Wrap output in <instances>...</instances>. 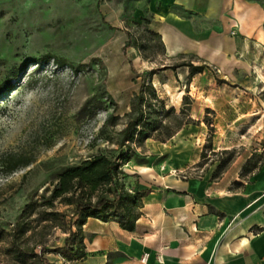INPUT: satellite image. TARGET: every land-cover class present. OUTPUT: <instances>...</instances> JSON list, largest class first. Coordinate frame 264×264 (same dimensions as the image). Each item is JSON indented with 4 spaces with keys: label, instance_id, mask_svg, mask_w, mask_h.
<instances>
[{
    "label": "rangeland",
    "instance_id": "obj_1",
    "mask_svg": "<svg viewBox=\"0 0 264 264\" xmlns=\"http://www.w3.org/2000/svg\"><path fill=\"white\" fill-rule=\"evenodd\" d=\"M150 1L0 0V161L8 155L31 160L11 173L0 165V264H40V253L44 264L71 262L56 250L71 206L45 205L56 175L92 155H137L144 139L136 132L124 139V128L139 106L144 120L137 129L153 139L165 140L192 121V103L207 79L182 66L190 58L166 57L151 29ZM213 117L208 111L203 118L204 146ZM258 128L240 129L242 141L258 143L249 137ZM241 149L203 148L202 163L227 166ZM263 159L264 151L252 153L244 180ZM52 210L64 220L50 216Z\"/></svg>",
    "mask_w": 264,
    "mask_h": 264
},
{
    "label": "crops",
    "instance_id": "obj_2",
    "mask_svg": "<svg viewBox=\"0 0 264 264\" xmlns=\"http://www.w3.org/2000/svg\"><path fill=\"white\" fill-rule=\"evenodd\" d=\"M148 9L166 57L202 65L193 77L208 85L191 122L165 140L144 139L121 167L125 189L141 194L134 228L87 218L76 264H264V159L241 176L264 151V0H151ZM208 111V151L242 146L216 177L220 161L202 163ZM258 125L249 136L258 143L242 141L240 129Z\"/></svg>",
    "mask_w": 264,
    "mask_h": 264
},
{
    "label": "trees",
    "instance_id": "obj_3",
    "mask_svg": "<svg viewBox=\"0 0 264 264\" xmlns=\"http://www.w3.org/2000/svg\"><path fill=\"white\" fill-rule=\"evenodd\" d=\"M182 66L191 69L192 73L200 72L203 69L202 65L194 66L192 63L182 64ZM138 100L140 102L143 100L141 94L138 95ZM143 116L144 112L139 106L136 117L129 120L124 128V139L133 140L135 132L140 139L149 137L145 135L143 127L137 129V125L144 120ZM206 147L210 148V140L204 149ZM203 154L202 152V157ZM130 158L129 155L121 152L113 159L103 154L92 155L78 165L68 167L56 175L55 185L49 198L45 201V205L53 207L54 201L60 200L65 205L71 206L69 223L65 227L64 244L62 247L56 248L57 252L71 261L69 264H76L86 256L82 226L87 218H96L101 221L118 219L122 228L126 230L134 228L138 217V204L141 194L127 191L124 184L120 182L123 176L121 165ZM30 162L31 160L24 156L8 155L1 159L0 165L6 173H11L20 167L27 166ZM225 164L224 161H220L212 177H216L218 171ZM235 184L239 183L236 182ZM34 204V202L28 203L24 213L31 212ZM48 214L54 219L64 220L65 218L63 213L56 210L49 211ZM19 253L27 256L26 252ZM39 259L40 264H44L42 253L39 254Z\"/></svg>",
    "mask_w": 264,
    "mask_h": 264
},
{
    "label": "built area",
    "instance_id": "obj_4",
    "mask_svg": "<svg viewBox=\"0 0 264 264\" xmlns=\"http://www.w3.org/2000/svg\"><path fill=\"white\" fill-rule=\"evenodd\" d=\"M145 258H143L142 260H144ZM158 260L161 262V257H158Z\"/></svg>",
    "mask_w": 264,
    "mask_h": 264
}]
</instances>
